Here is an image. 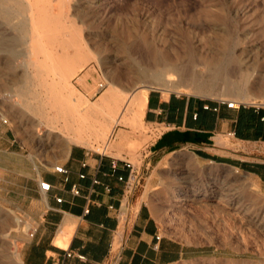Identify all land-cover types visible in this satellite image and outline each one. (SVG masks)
<instances>
[{"label":"rangeland","instance_id":"obj_1","mask_svg":"<svg viewBox=\"0 0 264 264\" xmlns=\"http://www.w3.org/2000/svg\"><path fill=\"white\" fill-rule=\"evenodd\" d=\"M61 10L71 23L45 30L32 26L22 30L16 25L18 18L7 23L0 14V118L21 136L67 138L65 119L78 118L110 84L119 89L122 99L134 91L146 95L161 90L264 104V0H65ZM71 34L79 39L76 48L83 45L94 59L67 84L61 72L70 58L59 55L65 47L47 37L62 40ZM221 38L228 40L227 47L201 46V41ZM191 46L204 56L224 53L247 58L248 98L228 91L222 96V86L213 96L209 90L177 87V77L139 80L150 51L183 56ZM88 72L90 87L82 91L80 78ZM195 72L202 77L206 69L199 65ZM100 84L106 88L102 90ZM55 99L61 104L56 105ZM133 127L125 130L131 135L147 131L142 123ZM121 128L117 126L114 136ZM93 145V151H110H104L102 141ZM146 172L136 194L143 195L163 235L196 252L192 259L174 264H264V190L250 175L201 165L183 150L155 155ZM22 221L0 196V264H20L15 245L28 227Z\"/></svg>","mask_w":264,"mask_h":264},{"label":"crops","instance_id":"obj_2","mask_svg":"<svg viewBox=\"0 0 264 264\" xmlns=\"http://www.w3.org/2000/svg\"><path fill=\"white\" fill-rule=\"evenodd\" d=\"M88 80L80 81L82 91ZM221 100L151 90L139 120L147 132L131 135L125 128L133 124L120 125L103 146L109 153L68 136L26 138L0 118L1 200L28 226L15 245L20 264H174L195 257L190 247L163 235L136 191L155 155L180 150L201 165L250 175L264 190V104L229 109ZM136 174L141 180L131 191L128 182ZM43 182L49 191L41 189Z\"/></svg>","mask_w":264,"mask_h":264},{"label":"bare ground","instance_id":"obj_3","mask_svg":"<svg viewBox=\"0 0 264 264\" xmlns=\"http://www.w3.org/2000/svg\"><path fill=\"white\" fill-rule=\"evenodd\" d=\"M64 1H57L59 13L56 14L54 11L55 0H0V14L7 23H12L13 18H18L16 25L22 30L27 26H32L34 30H45L55 24L71 23L63 17L61 5ZM112 32L117 37L118 31L113 30ZM116 37H113L115 41L117 40ZM47 39L51 42L59 41L66 49L63 54L59 55L70 58L68 59V64L61 72L62 79L67 84H71L70 80L75 78L94 59L91 52L83 45H80V49L76 48L79 45V39L76 35L71 34L68 37L64 35L62 40L51 36L47 37ZM212 44H215L216 48L217 46L225 48L228 46V40L221 38L216 41H201L203 48ZM1 47L3 45L0 39ZM73 48L77 50L70 53V49ZM199 65L204 66L206 69V74L202 77L197 76L195 72V68ZM247 68H249L247 58L244 59L243 56L237 54L227 56L224 53L204 56L201 51L194 50L191 46L186 49L183 56L178 53L172 56L150 51L147 64L139 70V80L142 82L151 78L154 81H162L166 78L171 80L177 77L178 80L175 85L177 87L185 86L196 87L201 90L205 89L211 91L210 95L213 96L216 95L214 93L217 87L222 86V96H227L226 92L228 91L237 98L246 99L249 94L250 79ZM88 79H91V73L89 72L83 75L80 81ZM128 97L122 99L119 89L110 84L102 96L78 118L77 116L71 120L66 118L63 129L67 131L68 137L72 142L93 147L92 142L99 143L102 141L105 148H107L117 126L131 123L136 127L140 124L139 120L146 95L144 93H135L134 91ZM131 100L132 104L130 105ZM60 102L55 99L54 103L60 105ZM136 106L137 110H135Z\"/></svg>","mask_w":264,"mask_h":264},{"label":"built area","instance_id":"obj_4","mask_svg":"<svg viewBox=\"0 0 264 264\" xmlns=\"http://www.w3.org/2000/svg\"><path fill=\"white\" fill-rule=\"evenodd\" d=\"M100 88L102 90H104L106 88V86L104 84H100ZM220 103H221V105H225L229 109H237L238 107H240L242 105V103H238L237 101L226 100V99H222L220 101ZM206 109H208V107H206ZM127 167L130 168L131 170L133 169V166L130 163L127 164ZM113 168L114 169L117 168L115 163L113 164ZM55 170L57 172L61 173V174H66L67 173V171L64 168H62V167H56ZM81 178H84V175H81ZM140 180L141 179L136 174L135 177L133 178L132 182H128V189L132 191L134 189V187H135V184L139 183ZM94 182L98 183L97 181H94ZM40 186H41V189L44 190V191H49L50 188H51V185L49 183H45V182L41 183ZM73 193L75 195H80V191L77 188L73 189ZM57 201L61 202L62 199H57ZM85 213L86 214L89 213V207L88 206L85 209ZM160 238H161L160 236L157 237L158 240H160ZM68 256H71V255L69 254Z\"/></svg>","mask_w":264,"mask_h":264}]
</instances>
